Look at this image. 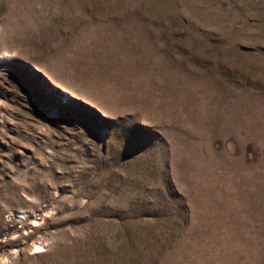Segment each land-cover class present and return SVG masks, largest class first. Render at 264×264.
Wrapping results in <instances>:
<instances>
[{
	"label": "rangeland",
	"instance_id": "1",
	"mask_svg": "<svg viewBox=\"0 0 264 264\" xmlns=\"http://www.w3.org/2000/svg\"><path fill=\"white\" fill-rule=\"evenodd\" d=\"M0 264H264V0H0Z\"/></svg>",
	"mask_w": 264,
	"mask_h": 264
},
{
	"label": "bare ground",
	"instance_id": "2",
	"mask_svg": "<svg viewBox=\"0 0 264 264\" xmlns=\"http://www.w3.org/2000/svg\"><path fill=\"white\" fill-rule=\"evenodd\" d=\"M37 247V246H36Z\"/></svg>",
	"mask_w": 264,
	"mask_h": 264
}]
</instances>
